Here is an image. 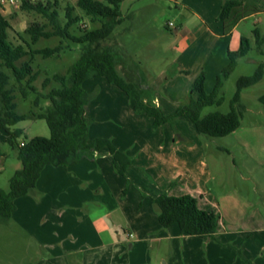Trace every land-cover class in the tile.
I'll list each match as a JSON object with an SVG mask.
<instances>
[{
    "label": "crops",
    "instance_id": "crops-1",
    "mask_svg": "<svg viewBox=\"0 0 264 264\" xmlns=\"http://www.w3.org/2000/svg\"><path fill=\"white\" fill-rule=\"evenodd\" d=\"M214 2L218 10L216 7L212 14H198V24L187 33L182 29L176 37L177 48L181 51V65L183 63L186 67H177L178 76L188 73L186 81L189 88L204 70L207 92L213 90L218 74L229 63V51L239 50L244 36L239 28L243 22L249 17H254L256 28L264 34V0L257 3L263 6L262 10L240 19L227 32L224 22L217 16L224 0ZM213 20L215 28L208 22ZM261 46L263 47L264 43ZM257 61L259 60H255ZM126 68L130 73L126 72V69L122 73L134 81H140L128 64ZM118 69L120 70L119 65ZM144 79L148 81L145 77ZM174 79L169 80L168 86H172ZM262 82L264 76L258 83L244 88L242 100L244 90L256 88L255 86ZM84 86L93 94L86 106V114L92 118L91 139L110 138L118 149L132 157V163L126 175L118 173L112 155L104 148L93 159H84L65 166L48 165L43 169L35 189L16 199V210L12 217L6 222L0 221L3 224L14 222L11 226L18 223L17 226L28 227L32 238L43 249H47L48 257L41 258L34 264L100 263L82 258L71 260L70 256L78 255L90 241L99 243L101 233L89 222H84L82 209L84 203L88 202L93 203L92 206L104 204L101 199L88 198L94 197L95 192L98 193V198H101V193L105 195L102 179L110 187L113 196L110 197L112 204L104 205L109 217L116 213L125 218L126 226L132 229V234L137 233L140 240L155 238L158 241H169L173 259L176 260L174 264L181 263V249L183 252L188 251L191 256L189 264H197L195 261L199 262V258H196L199 255L195 250L206 239L183 233L178 224L167 228L160 224L154 200L163 192L177 196L190 194L196 197L200 207L214 211L220 216L216 236L220 237L222 242L238 245L250 242L254 249L259 251L257 264H264V251L260 252L264 249V197H261L257 204L256 200L251 202L246 199L245 197L249 196H245L241 191L240 195L226 191L224 184L217 181L208 161L207 136L200 134L185 116L179 117L175 123L167 122L155 128L154 118L137 113L127 93L104 77L90 78ZM144 87L148 90V96L166 113L175 111L166 110V106L177 107L181 103L179 101L186 100L189 95L187 87L179 93H159L158 87L150 85L149 81ZM257 100L264 102V93ZM245 106L246 110L253 111L251 106ZM257 112L264 114L263 109H258ZM243 117L240 126L226 137L230 138V145L239 150L246 159L242 158V161L248 171V178L253 180V191L264 192V122L246 124ZM217 149L231 152L230 146H218ZM234 164L238 167L236 162ZM249 167L257 168L259 174L254 175V170L252 174ZM241 175L245 177L244 174ZM58 181L63 187L62 196H58L54 191ZM20 220H24L26 224H22ZM208 246L213 248L212 251L216 253L218 260L221 251L229 252L213 242L208 241ZM220 264H224L223 261ZM236 264L244 263L237 260Z\"/></svg>",
    "mask_w": 264,
    "mask_h": 264
},
{
    "label": "trees",
    "instance_id": "trees-1",
    "mask_svg": "<svg viewBox=\"0 0 264 264\" xmlns=\"http://www.w3.org/2000/svg\"><path fill=\"white\" fill-rule=\"evenodd\" d=\"M123 0H77V5L91 17V20L101 22V26L85 29L81 34L70 32V27L79 22L81 17L74 15V7L67 6V22L62 25L58 19L59 12L48 1L25 0L24 10H33L48 18L47 23L32 22L26 28L30 40L22 38L21 43H14L9 38L10 19L0 12V60L7 70L0 68V129L8 134L7 141L18 149V158L22 167L10 179V188L0 187V221H8L16 210V199L32 192L48 165L65 166L93 159L98 152L107 148L112 155L116 171L126 175L132 163V157L116 147L110 138L96 137L91 139L90 130L92 118L86 114V106L93 98L84 86L90 78H106L110 83L124 90L133 102L137 113L154 118V127L175 121L182 116L187 117L200 134L222 137L232 133L241 124V118L246 106L242 103V90L258 83L264 76V61L260 62L253 74L242 75L237 82V90L232 98L231 110L228 112L211 111L203 114L204 109L211 105H221V92L225 81L238 65L240 57L251 49L249 38L243 36L239 50L229 51V63L218 74L211 92L205 89L206 72L202 70L192 83L188 98L172 113H166L160 105L148 96L144 87V77L134 81L118 69L120 58L114 44L104 45L115 28L122 22L120 3ZM261 0H224L218 18L225 24V31L231 30L242 18L263 9L257 3ZM51 25V29H48ZM256 42L264 43V34L255 28ZM61 36L59 45L54 47L33 48L42 37ZM72 40L80 49V56L67 69L66 73H55L46 77L43 87L46 88L52 80L61 86L41 92L33 85L38 78L31 61L18 63L27 55L42 54L50 57L60 53L65 48V42ZM20 84L21 93L28 97L31 91L36 92L34 104L42 106L40 113L33 116L44 118L50 128L49 136L36 135L24 137V129L16 125L30 117L19 113L15 101L14 89L9 87L11 79ZM26 87V88H25ZM44 105V107H43ZM1 142V135H0ZM23 142V144H22ZM4 154L0 147V157ZM160 224L170 227L178 224L183 233L197 235L205 239H216L220 225V216L214 211L199 206L196 197L190 194L172 195L163 192L155 197Z\"/></svg>",
    "mask_w": 264,
    "mask_h": 264
},
{
    "label": "rangeland",
    "instance_id": "rangeland-1",
    "mask_svg": "<svg viewBox=\"0 0 264 264\" xmlns=\"http://www.w3.org/2000/svg\"><path fill=\"white\" fill-rule=\"evenodd\" d=\"M47 3L51 1L53 8L59 12L58 19L62 25L67 22L66 8L74 7V15L81 17V20L70 27V32L79 35L85 29H94L101 26V22L92 21L84 10L77 5V0H33ZM215 7V9H214ZM216 3L214 0H123L120 3L123 15L122 22L115 28L114 32L103 41L104 45L114 44L117 48L120 58L119 68L121 72H129L126 68L128 64L137 75L138 80L145 77L150 85L158 87L159 93L167 91L181 92L188 88L187 74L178 76L179 71L185 66L181 65V51L177 48L176 37L180 31L184 33L190 32L199 22L198 14H212L216 11ZM218 10V7H217ZM214 11V12H215ZM12 24L9 29V38L14 43H21L22 38L30 40V35L26 32L28 25L35 21L47 23L48 18L33 10L20 9L16 12L4 13ZM219 16V15H217ZM173 22L174 25H169ZM215 28V20L208 21ZM257 27L254 17H249L246 22L240 26L239 31L249 38L251 49L247 55L240 57L238 65L230 77L225 81L221 96L223 102L221 105L207 106L203 114L211 111L228 112L231 110V102L237 90L238 79L242 75H250L255 72L259 62L264 61V46H259L256 42L254 29ZM51 29V25H48ZM22 37V38H21ZM61 36H52L49 38L42 37L37 43L31 44L33 48L54 47L59 45ZM80 49L72 40L65 42V48L58 54L50 57H44L42 54L33 56L27 55L23 57L19 64L24 61H31L35 71H38V78L34 81L39 91L47 92L52 88L60 87L61 84L52 80L50 84L44 88L43 81L46 77H52L55 73H66L68 67L79 58ZM255 60H259L255 62ZM0 68L7 70L1 64ZM186 68V67H184ZM187 71V69H183ZM189 70V69H188ZM184 71V72H185ZM176 76H178L176 78ZM175 78V79H174ZM172 86H168L169 80H172ZM148 81L144 80V86ZM20 85L25 86V82L20 84L15 79H11L9 87L14 89L15 101L17 102L16 110L19 113L29 114L30 117L20 121L16 127L24 129V137L31 138L36 135L49 136L50 128L46 119L33 116V112L40 113L43 111L42 106H36L34 99L36 92L31 91L28 97H24L20 90ZM192 84L188 88L190 93ZM256 88H248L243 91L244 99L242 103L251 106L253 111H244V123H263L264 114H259L258 109L264 110V102L257 100L264 93V82L255 86ZM26 88V87H25ZM255 89V90H253ZM185 100L181 99V103ZM180 103V104H181ZM179 104V105H180ZM178 105V106H179ZM178 106L165 107L166 110L177 109ZM44 107V105H43ZM163 109V108H162ZM164 110V109H163ZM165 112V111H164ZM174 112V111H173ZM1 142L0 147L4 154L0 157V187L9 190L10 179L14 173L22 167V162L18 158V149L9 144L6 140L7 133L0 129ZM207 136L206 151L207 158L214 171L217 181L224 184L226 191L229 193L246 194V199L257 201V204L264 197V192L253 191V180L248 178L249 174L245 164L242 161V154L230 145V138L226 136L213 137ZM218 146H230L231 152L227 150H218ZM245 159V158H244ZM246 160V159H245ZM234 162L238 167L234 166ZM249 162V161H248ZM250 166H253L250 164ZM240 167V168H239ZM254 170V175L259 174V170ZM248 169V168H247ZM250 169H248L250 171ZM244 174L245 177L241 175ZM102 177L100 178V180ZM101 184L104 186L105 195L94 193V197L89 199H101L103 205L93 203H84L83 213L84 222L99 229L101 235L99 243L90 241L85 244V248L77 255H71L70 259H91L99 264H174L173 250L169 248V241H158L155 238L140 240L139 235L132 232V229L126 226V220L115 213L113 217H109L106 206L112 204L113 197L110 187L102 179ZM224 186H222L224 188ZM55 192L58 196H62L61 183L55 184ZM240 195V194H239ZM245 195V196H246ZM90 196V194H89ZM106 204V206H104ZM91 206V207H90ZM22 224H26L24 220H20ZM14 225V222H11ZM11 224H3L0 222V264H34L41 258L48 257L47 249H43L37 241L32 238L28 227L11 226ZM244 226V225H243ZM242 226V227H243ZM15 227V228H14ZM87 227V226H85ZM253 233V232H250ZM130 234H132L130 236ZM261 235V234H260ZM245 236V235H244ZM208 238L203 244L195 250L198 253L199 262L197 264H236L237 260L244 264H257L256 257L258 250L254 249L250 242L244 244H233L231 242H222L221 238ZM207 244H204V242ZM208 241L218 247H222L229 252L221 251L216 258V253L212 247L209 248ZM264 249L260 252H263ZM234 253V254H232ZM248 254V256H247ZM254 254V255H253ZM181 263H191V256L188 251H180ZM221 260V261H220ZM96 264V263H95Z\"/></svg>",
    "mask_w": 264,
    "mask_h": 264
},
{
    "label": "built area",
    "instance_id": "built-area-1",
    "mask_svg": "<svg viewBox=\"0 0 264 264\" xmlns=\"http://www.w3.org/2000/svg\"><path fill=\"white\" fill-rule=\"evenodd\" d=\"M24 1L25 0H0V12L3 14L8 12H16L17 10L22 9ZM169 25H174V23L170 22Z\"/></svg>",
    "mask_w": 264,
    "mask_h": 264
}]
</instances>
